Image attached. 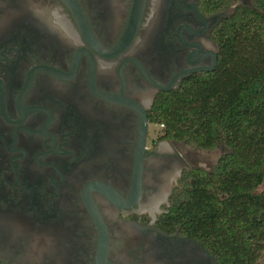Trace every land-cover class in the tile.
<instances>
[{"label":"flooded vegetation","instance_id":"obj_1","mask_svg":"<svg viewBox=\"0 0 264 264\" xmlns=\"http://www.w3.org/2000/svg\"><path fill=\"white\" fill-rule=\"evenodd\" d=\"M251 2L0 0V264H223L170 214L195 166L150 110Z\"/></svg>","mask_w":264,"mask_h":264},{"label":"trees","instance_id":"obj_2","mask_svg":"<svg viewBox=\"0 0 264 264\" xmlns=\"http://www.w3.org/2000/svg\"><path fill=\"white\" fill-rule=\"evenodd\" d=\"M213 71L157 96L150 121L162 137L226 148L210 171H184L170 212L223 264H254L264 239V0L238 5L214 34Z\"/></svg>","mask_w":264,"mask_h":264},{"label":"rangeland","instance_id":"obj_3","mask_svg":"<svg viewBox=\"0 0 264 264\" xmlns=\"http://www.w3.org/2000/svg\"><path fill=\"white\" fill-rule=\"evenodd\" d=\"M160 128L161 127L159 125H154L153 132L156 133V131L160 130ZM225 149L226 148L222 143H220L217 148L210 151L198 149L195 146L189 145L187 143L183 146V151L190 160L191 166L203 168L207 171H210L213 168L218 157ZM263 188L264 180L257 190L260 191Z\"/></svg>","mask_w":264,"mask_h":264},{"label":"water","instance_id":"obj_4","mask_svg":"<svg viewBox=\"0 0 264 264\" xmlns=\"http://www.w3.org/2000/svg\"><path fill=\"white\" fill-rule=\"evenodd\" d=\"M136 24H137V21H136ZM134 26H133V28H134ZM216 64H217V59H215L214 66L212 68H210V70H213ZM101 248H102V246H101ZM103 249H104V253H106V243L105 242H104V245H103ZM104 260H105V257H104V254H103L101 256V258H100V261H98L97 264H104Z\"/></svg>","mask_w":264,"mask_h":264},{"label":"built area","instance_id":"obj_5","mask_svg":"<svg viewBox=\"0 0 264 264\" xmlns=\"http://www.w3.org/2000/svg\"><path fill=\"white\" fill-rule=\"evenodd\" d=\"M163 125H160V127H162Z\"/></svg>","mask_w":264,"mask_h":264}]
</instances>
